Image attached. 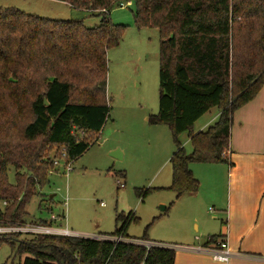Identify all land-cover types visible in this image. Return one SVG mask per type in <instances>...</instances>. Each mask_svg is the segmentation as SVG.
Here are the masks:
<instances>
[{
    "label": "trees",
    "instance_id": "1",
    "mask_svg": "<svg viewBox=\"0 0 264 264\" xmlns=\"http://www.w3.org/2000/svg\"><path fill=\"white\" fill-rule=\"evenodd\" d=\"M58 1L96 11L100 24L88 27L81 20L0 8L1 226L61 227L54 219H30L27 206L48 183L49 172L57 170L53 161L62 152L66 161L80 157L109 118L106 53L125 32L109 13L122 0ZM126 1L135 5L134 25L159 34L158 109L147 121L167 125L172 134L167 189L175 198L196 193L199 182L189 165L229 164L233 112L264 84V0ZM212 107L219 111L217 120L194 132V122ZM183 132L190 153L177 138ZM10 168L13 183L7 180ZM38 207L41 211V203ZM133 220L132 213H117L113 232L103 233L112 239L42 233L21 238L19 232H5L0 244L8 243L14 256H23L19 264H174L172 247L146 248L130 241L136 239L127 234ZM147 239L146 232L139 238ZM217 239L210 236L206 245Z\"/></svg>",
    "mask_w": 264,
    "mask_h": 264
},
{
    "label": "rangeland",
    "instance_id": "2",
    "mask_svg": "<svg viewBox=\"0 0 264 264\" xmlns=\"http://www.w3.org/2000/svg\"><path fill=\"white\" fill-rule=\"evenodd\" d=\"M0 8H15L51 19L81 20L88 27L99 25L101 20L96 11L78 10L58 0H0ZM134 9L131 1L125 7L115 5L109 13L112 23L125 26L118 46L106 53L109 118L88 150L72 161L70 171H65L61 164L49 174L48 183L38 189L39 194L32 198L27 211L30 219L63 215L62 221L58 220L63 228L85 235L112 233L117 213H132L135 220L127 228L129 236L141 238L146 232L155 241L198 246L207 237L200 236L204 226L210 231L215 230L214 225L218 227L212 214L220 208L217 192L204 193L209 180L197 168L220 163L189 165L203 195L175 198L167 189L171 183L169 158L175 149L172 134L167 125L147 121L158 109L159 34L155 28H137ZM217 111L212 107L194 128ZM177 138L185 152L190 153L187 132ZM109 170L121 174L114 177ZM7 180L14 182L12 168ZM146 189V196H138ZM217 189L221 192L219 198L224 199V179ZM163 207H167L165 212ZM194 236L200 240H194ZM23 237L31 236L21 233ZM22 259L23 256H14L8 243L0 244V264H19Z\"/></svg>",
    "mask_w": 264,
    "mask_h": 264
},
{
    "label": "crops",
    "instance_id": "3",
    "mask_svg": "<svg viewBox=\"0 0 264 264\" xmlns=\"http://www.w3.org/2000/svg\"><path fill=\"white\" fill-rule=\"evenodd\" d=\"M218 113L219 111L194 128L196 120L193 124L194 132L205 131L217 120ZM227 157L229 164H204L207 166L197 168L209 180L205 186L208 190L204 193L217 192V206L220 208L217 213L215 211L212 214V221L218 222V227L214 225L215 230L210 231L204 226L200 236L207 237L197 245L213 247L225 238L227 247L234 256L223 263L213 260L207 253L190 251L177 243L155 241L147 237L145 241L172 247L175 250L174 264H264V84L251 101L233 112ZM223 179L226 191L225 198L221 199V192L217 187L223 185ZM198 191L186 196L193 197L199 193L203 195L201 186ZM164 209L165 207L162 210ZM197 227L199 230V225ZM68 230L74 236H104L103 233L85 235ZM213 235L218 236L216 243L206 245L208 238ZM194 240L200 239L194 236Z\"/></svg>",
    "mask_w": 264,
    "mask_h": 264
},
{
    "label": "built area",
    "instance_id": "4",
    "mask_svg": "<svg viewBox=\"0 0 264 264\" xmlns=\"http://www.w3.org/2000/svg\"><path fill=\"white\" fill-rule=\"evenodd\" d=\"M131 4V1H121L119 3L120 7H125ZM65 152H62L61 157L59 159H55L53 161V164L55 166V168H59V166H61V164H63V168L65 169V171H70L71 169V163L72 160H65ZM54 170L50 171L49 174L51 172H53ZM5 203V202H4ZM50 219H54L56 220L57 217L55 215H51ZM5 232H19V233H27V234H38V233H42V234H56V235H62V236H74L70 230H68L67 228H63V227H58V226H43V225H38V224H30L27 223L22 227H10V226H1L0 225V233H5ZM93 238H97V239H112L106 236H96ZM124 241V239H121ZM132 243L135 244H140L145 246L146 248H150L152 246H161L162 244H158L155 242H150V241H142V240H130ZM187 250L190 251H195V252H204L207 253L211 256V258L213 260L219 261V262H223L226 263L228 262V260L234 256V253L232 251H230L227 247V243L225 238H222L221 240H219L215 246L213 247H202V246H185L184 247Z\"/></svg>",
    "mask_w": 264,
    "mask_h": 264
},
{
    "label": "water",
    "instance_id": "5",
    "mask_svg": "<svg viewBox=\"0 0 264 264\" xmlns=\"http://www.w3.org/2000/svg\"><path fill=\"white\" fill-rule=\"evenodd\" d=\"M44 104H48V102L46 100H44Z\"/></svg>",
    "mask_w": 264,
    "mask_h": 264
}]
</instances>
